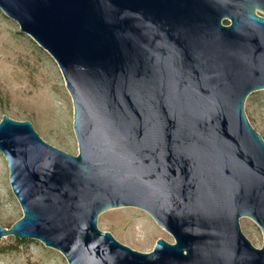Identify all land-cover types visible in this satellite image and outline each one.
Listing matches in <instances>:
<instances>
[{"label": "water", "instance_id": "obj_1", "mask_svg": "<svg viewBox=\"0 0 264 264\" xmlns=\"http://www.w3.org/2000/svg\"><path fill=\"white\" fill-rule=\"evenodd\" d=\"M0 12L59 68L78 147L2 117L22 218L0 240L39 242L67 264H264V142L244 113L264 90V0H0ZM122 208L173 243L143 254L98 230Z\"/></svg>", "mask_w": 264, "mask_h": 264}, {"label": "rangeland", "instance_id": "obj_2", "mask_svg": "<svg viewBox=\"0 0 264 264\" xmlns=\"http://www.w3.org/2000/svg\"><path fill=\"white\" fill-rule=\"evenodd\" d=\"M245 116L264 142V90L248 96ZM6 116L29 122L40 139L66 154H78L73 133V106L63 77L54 60L19 27L0 12V121ZM22 218V211L9 185L7 164L0 154V226L10 229ZM240 230L251 245L260 249L262 235L249 219L239 221ZM99 231L109 233L132 251L148 254L157 240L173 243L170 235L144 212L122 208L98 217ZM0 264H67L60 253L36 241L13 237L0 240Z\"/></svg>", "mask_w": 264, "mask_h": 264}, {"label": "trees", "instance_id": "obj_3", "mask_svg": "<svg viewBox=\"0 0 264 264\" xmlns=\"http://www.w3.org/2000/svg\"><path fill=\"white\" fill-rule=\"evenodd\" d=\"M224 25H227V23H225Z\"/></svg>", "mask_w": 264, "mask_h": 264}]
</instances>
